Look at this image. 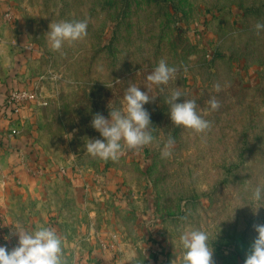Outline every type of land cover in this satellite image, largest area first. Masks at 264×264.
Returning <instances> with one entry per match:
<instances>
[{"label":"rangeland","instance_id":"1","mask_svg":"<svg viewBox=\"0 0 264 264\" xmlns=\"http://www.w3.org/2000/svg\"><path fill=\"white\" fill-rule=\"evenodd\" d=\"M5 16L22 40L0 45V72L47 104L35 107L27 144L38 177L0 181V246L18 245L12 226L48 227L66 264H182L179 237L198 229L213 264H245L254 225L264 224V201L251 199L264 183V31L254 28L264 0H0ZM62 20H86L87 36L57 52L45 35ZM161 59L178 71L151 86L153 143L116 161L87 154V139H103L93 116L110 119L130 83L148 93ZM176 88L177 103L196 101L207 133L173 125L166 100Z\"/></svg>","mask_w":264,"mask_h":264},{"label":"clouds","instance_id":"2","mask_svg":"<svg viewBox=\"0 0 264 264\" xmlns=\"http://www.w3.org/2000/svg\"><path fill=\"white\" fill-rule=\"evenodd\" d=\"M87 28L86 20L51 22L45 36L50 49L59 52L65 43L83 40L87 36ZM254 28L259 34L264 31V23L258 22ZM177 71L176 67H170L161 59L146 77L148 85L145 88L148 93L130 83L124 92L123 107L113 108L112 103L109 104L110 119L102 114H95L91 126L103 139H87L84 145L86 153L104 161H116L125 149L135 151L151 145L155 137L151 131L153 126L150 114L145 109V105L154 99L149 95L151 86L168 85ZM214 90L220 92L221 86L214 85ZM180 97L182 93L176 88L166 100L173 125L190 129L196 134L207 133L211 129V123L198 113L196 101L186 99L183 103H177ZM207 103L212 111L220 108L215 96ZM174 143V138L169 136L161 152L162 158L171 155L169 149ZM251 199L255 202L264 201V183L255 187ZM12 227V235L18 236V245L10 252L6 247L0 246V264H66L63 258V241L54 228L40 227L35 231H28L18 226ZM254 229L258 235L249 246L245 264H264V224H256ZM9 238L5 237L6 240ZM179 239L184 249L182 264H213L214 249L209 245L206 232L185 229Z\"/></svg>","mask_w":264,"mask_h":264},{"label":"crops","instance_id":"3","mask_svg":"<svg viewBox=\"0 0 264 264\" xmlns=\"http://www.w3.org/2000/svg\"><path fill=\"white\" fill-rule=\"evenodd\" d=\"M10 23H12V20L7 16L0 20L1 46L18 44V37L16 40V36L13 35L16 32H10L9 29H5L9 28ZM9 35L12 37H9ZM21 40L19 38L18 42L21 43ZM4 74L6 73L0 72V181L12 182L13 180V182L19 181V183L29 185L35 179L34 177H38L34 173L37 166H34L33 161H29L30 151L36 150L35 146L27 145L28 140L31 138L30 134L33 135V138L37 135V112L34 106H28L23 111L21 118L17 120L6 118L4 104L9 91L27 88L15 87L8 75L4 76ZM15 129L19 130V132L16 135H12Z\"/></svg>","mask_w":264,"mask_h":264},{"label":"built area","instance_id":"4","mask_svg":"<svg viewBox=\"0 0 264 264\" xmlns=\"http://www.w3.org/2000/svg\"><path fill=\"white\" fill-rule=\"evenodd\" d=\"M39 96L37 91L29 88L9 91L4 104L6 118L17 120L21 118L23 111L28 106L39 107L47 104ZM18 132L19 130L15 129L12 135H16Z\"/></svg>","mask_w":264,"mask_h":264}]
</instances>
